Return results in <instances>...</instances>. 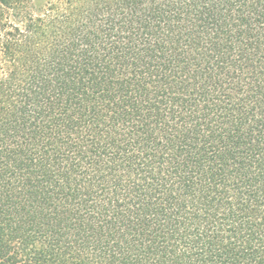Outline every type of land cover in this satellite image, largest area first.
I'll use <instances>...</instances> for the list:
<instances>
[{
	"label": "trees",
	"instance_id": "16d2710c",
	"mask_svg": "<svg viewBox=\"0 0 264 264\" xmlns=\"http://www.w3.org/2000/svg\"><path fill=\"white\" fill-rule=\"evenodd\" d=\"M0 264H264V0H0Z\"/></svg>",
	"mask_w": 264,
	"mask_h": 264
},
{
	"label": "rangeland",
	"instance_id": "374dc122",
	"mask_svg": "<svg viewBox=\"0 0 264 264\" xmlns=\"http://www.w3.org/2000/svg\"><path fill=\"white\" fill-rule=\"evenodd\" d=\"M32 2H33V5L36 8V7H40L45 2V0H32Z\"/></svg>",
	"mask_w": 264,
	"mask_h": 264
}]
</instances>
